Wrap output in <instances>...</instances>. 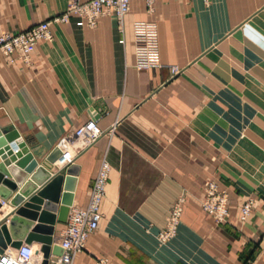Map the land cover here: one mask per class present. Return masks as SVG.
<instances>
[{
	"label": "crops",
	"instance_id": "crops-1",
	"mask_svg": "<svg viewBox=\"0 0 264 264\" xmlns=\"http://www.w3.org/2000/svg\"><path fill=\"white\" fill-rule=\"evenodd\" d=\"M68 1L0 0V34L48 20ZM145 20L157 23L162 65L138 71L132 26ZM50 31L27 63L0 52V130L14 127L48 154L90 118L101 128L88 147H60L48 170L77 164L73 205L85 206L101 159L110 165L99 226L72 264H264V0H155L151 13L131 0L122 30L113 15L93 28L72 15ZM17 145L0 134V170L20 175L0 222L31 176L6 150ZM209 180L228 194L226 223L200 207ZM32 184L33 193L43 186ZM180 197L177 232L159 244ZM246 200L252 210L242 222ZM65 225L56 221L54 242Z\"/></svg>",
	"mask_w": 264,
	"mask_h": 264
},
{
	"label": "built area",
	"instance_id": "built-area-1",
	"mask_svg": "<svg viewBox=\"0 0 264 264\" xmlns=\"http://www.w3.org/2000/svg\"><path fill=\"white\" fill-rule=\"evenodd\" d=\"M131 0H69L66 9L48 20L41 21L30 28L10 34H0V52L10 63L17 61L27 63L36 44L51 41L50 25L53 23H66L74 15L82 18L86 24L93 28L99 18L113 15L118 24L123 25L124 16L130 11ZM147 12L154 10L155 0H142ZM208 5L210 0H203ZM134 40V67L136 70H147L160 67L158 48V27L153 20L133 22ZM171 71H177L171 67ZM102 135L97 121L88 119L70 134L64 136L58 148H68L72 145L85 148L96 142ZM65 143H67L65 145ZM61 147V148H60ZM64 154L61 150V155ZM110 165L105 157L99 163L98 170L93 179L90 195L85 206L72 205L69 208L65 227L60 233L58 244L62 248L59 257H50L51 264H72L75 255L85 247L90 234L95 232L102 218L101 202L105 196ZM182 197L178 198L170 207L165 218L164 227L156 234L159 244H166L177 232L178 224L183 211ZM201 209L208 213L216 224L226 223L230 217L228 194L220 189L215 180H209L200 199ZM252 210V201L246 200L240 209V220L245 222ZM31 244L22 243L17 248L8 247L0 254V264H41L42 254ZM94 264H109L106 257L98 258Z\"/></svg>",
	"mask_w": 264,
	"mask_h": 264
},
{
	"label": "water",
	"instance_id": "water-1",
	"mask_svg": "<svg viewBox=\"0 0 264 264\" xmlns=\"http://www.w3.org/2000/svg\"><path fill=\"white\" fill-rule=\"evenodd\" d=\"M0 134L6 143L18 144L14 154L9 150L11 147L6 148L12 162L15 161L16 166L24 172L31 173L30 179L20 186L10 200L15 206L10 218H3L0 222V254L8 247L17 248L22 243L38 242L37 253L42 254L41 264H48L51 256L59 257L62 254L61 246L53 240L54 225L56 221H67L69 208L73 205L79 166L68 164L51 176L48 170L61 156L58 147L46 154L45 148L33 137L21 135L14 127L1 129ZM15 173L16 178L12 180L10 174L0 170V208L2 202L8 200L20 185V175ZM32 182L43 186L33 193L36 187ZM34 219H38V224H32Z\"/></svg>",
	"mask_w": 264,
	"mask_h": 264
},
{
	"label": "bare ground",
	"instance_id": "bare-ground-1",
	"mask_svg": "<svg viewBox=\"0 0 264 264\" xmlns=\"http://www.w3.org/2000/svg\"><path fill=\"white\" fill-rule=\"evenodd\" d=\"M3 206V205H2Z\"/></svg>",
	"mask_w": 264,
	"mask_h": 264
}]
</instances>
